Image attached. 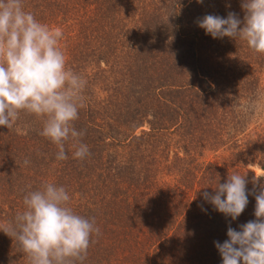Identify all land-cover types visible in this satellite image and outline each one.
Returning <instances> with one entry per match:
<instances>
[{
  "label": "trees",
  "instance_id": "trees-1",
  "mask_svg": "<svg viewBox=\"0 0 264 264\" xmlns=\"http://www.w3.org/2000/svg\"><path fill=\"white\" fill-rule=\"evenodd\" d=\"M22 2L62 30L67 66L87 80L74 126L91 155L73 158L68 141V159L57 160L42 119L23 111L13 128L0 126V224L50 182L101 230L83 264H223L215 242L256 219L264 189V54L197 21L229 12L243 21L242 0ZM229 173L247 180L235 220L203 195ZM0 264H29L2 230Z\"/></svg>",
  "mask_w": 264,
  "mask_h": 264
},
{
  "label": "clouds",
  "instance_id": "clouds-1",
  "mask_svg": "<svg viewBox=\"0 0 264 264\" xmlns=\"http://www.w3.org/2000/svg\"><path fill=\"white\" fill-rule=\"evenodd\" d=\"M241 7L243 21L229 12L227 18L205 15L198 25L213 38H239L255 53L264 54V0H242ZM62 38L60 28L25 11L22 0H0V126L13 128L22 111L34 115L42 119L39 134L57 146V160L68 159V141L73 142V158L84 160L91 152L81 140L85 133L74 122L85 106L87 80L67 66ZM28 163L26 159L24 164ZM246 185V176L229 173L214 195H203L235 220L249 203ZM70 199L65 187L44 182L26 193L24 210L14 221L0 224V230L27 254L29 264H83L87 259L93 236L101 235V230L95 218L76 213ZM255 199L256 219L240 225L239 231L229 227L228 239L215 242L223 264H264V189Z\"/></svg>",
  "mask_w": 264,
  "mask_h": 264
},
{
  "label": "rangeland",
  "instance_id": "rangeland-1",
  "mask_svg": "<svg viewBox=\"0 0 264 264\" xmlns=\"http://www.w3.org/2000/svg\"><path fill=\"white\" fill-rule=\"evenodd\" d=\"M256 171H257L258 174H262L263 173V171H261L259 168H257Z\"/></svg>",
  "mask_w": 264,
  "mask_h": 264
}]
</instances>
